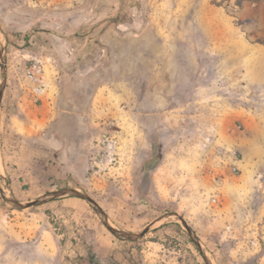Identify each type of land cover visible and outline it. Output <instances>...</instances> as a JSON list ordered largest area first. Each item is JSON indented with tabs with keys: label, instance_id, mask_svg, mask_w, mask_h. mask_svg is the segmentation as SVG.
Instances as JSON below:
<instances>
[{
	"label": "rangeland",
	"instance_id": "rangeland-1",
	"mask_svg": "<svg viewBox=\"0 0 264 264\" xmlns=\"http://www.w3.org/2000/svg\"><path fill=\"white\" fill-rule=\"evenodd\" d=\"M0 41L4 191L78 188L132 232L178 213L213 264H264V0H0ZM249 150L250 174L216 165ZM0 264L207 261L176 220L128 240L85 199L0 189Z\"/></svg>",
	"mask_w": 264,
	"mask_h": 264
},
{
	"label": "water",
	"instance_id": "water-1",
	"mask_svg": "<svg viewBox=\"0 0 264 264\" xmlns=\"http://www.w3.org/2000/svg\"><path fill=\"white\" fill-rule=\"evenodd\" d=\"M5 44L1 43L0 41V71L2 73L1 77V83H0V106L3 98V94L5 91L6 83H7V69H6V55H5ZM2 175L1 169H0V176ZM0 189L3 191V196L6 199L7 202L12 204L13 206L19 208V209H26L29 207L37 206L43 203H46L50 200L59 198V197H79L82 199H85L88 201L93 208L99 213L101 216L103 222L105 225L112 231L113 234L120 238L128 239V240H138L143 238L147 233H149L158 222H161L165 219L170 220H176L180 222L188 231L190 237L204 256L205 260L207 261V264H213L211 261L208 250L201 241L199 235L197 232L191 227L189 222L186 220V218L178 213H167L163 215L162 217L158 218L156 221L148 225L144 230L140 232H132V231H125L122 229H119L115 227L105 210L101 207V205L86 191L80 190L78 188L74 187H63L55 191L48 192L40 197H37L31 201L25 202L21 201L18 198L15 197V195L11 191H4L3 186L0 185Z\"/></svg>",
	"mask_w": 264,
	"mask_h": 264
},
{
	"label": "crops",
	"instance_id": "crops-1",
	"mask_svg": "<svg viewBox=\"0 0 264 264\" xmlns=\"http://www.w3.org/2000/svg\"><path fill=\"white\" fill-rule=\"evenodd\" d=\"M216 108H218V106L216 105L215 106V109ZM214 114H211L210 115V121L211 122H216V123H218L223 117H218V112H213ZM220 114H221V112H219ZM236 115H239V116H237L236 117V119H243V120H245L244 119V113H243V111L242 110H237V112H236ZM222 121V120H221ZM250 124V123H249ZM212 130V129H211ZM246 141V140H245ZM248 142H251L250 140H247L246 141V143H248ZM245 142H244V139L242 140V141H240L239 142V144H246ZM261 157L262 156V153H259L258 151H247V152H242V156H231L230 157V159L231 160H229V161H224V163L223 162H219L218 161V163L216 164L217 166H219V168H220V170H224V169H228L227 167H228V162L231 164V163H233V164H235L234 166L235 167H233V170H235V169H237L238 167L239 168H241V169H243V170H247L248 172H249V174H250V172L252 171L251 170V165H253V163H255V162H257V160H258V158L259 157ZM224 159V157L223 156H220V160H223ZM227 159V158H226ZM218 168V167H217ZM230 178H233V177H238V176H236V174H234L233 173V171L231 170L230 172H229V175H228ZM227 180V178L225 177V178H221L220 177V181L218 182V181H212V183H211V185H213V187L215 188L216 187V185L218 184V183H220V184H225L224 185V187H227V185H226V183H225V181ZM217 184H216V183ZM215 183V184H214ZM219 188H221L222 189V187H219Z\"/></svg>",
	"mask_w": 264,
	"mask_h": 264
},
{
	"label": "built area",
	"instance_id": "built-area-1",
	"mask_svg": "<svg viewBox=\"0 0 264 264\" xmlns=\"http://www.w3.org/2000/svg\"><path fill=\"white\" fill-rule=\"evenodd\" d=\"M30 71H32V69H30Z\"/></svg>",
	"mask_w": 264,
	"mask_h": 264
}]
</instances>
